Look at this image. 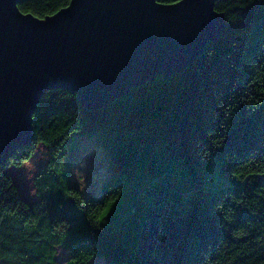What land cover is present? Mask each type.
Segmentation results:
<instances>
[{
  "label": "trees",
  "instance_id": "trees-1",
  "mask_svg": "<svg viewBox=\"0 0 264 264\" xmlns=\"http://www.w3.org/2000/svg\"><path fill=\"white\" fill-rule=\"evenodd\" d=\"M69 2L18 6L45 18ZM215 9L221 36L184 70L98 109L67 88L41 97L32 142L0 166V262L57 264L63 246L66 264H264V0H216ZM96 119L111 162L99 192L84 194L57 159ZM40 143L48 161L28 200L9 167Z\"/></svg>",
  "mask_w": 264,
  "mask_h": 264
},
{
  "label": "water",
  "instance_id": "water-1",
  "mask_svg": "<svg viewBox=\"0 0 264 264\" xmlns=\"http://www.w3.org/2000/svg\"><path fill=\"white\" fill-rule=\"evenodd\" d=\"M0 0V166L33 138V113L67 88L88 109L191 66L225 28L216 0H70L45 18ZM24 13H28L25 15Z\"/></svg>",
  "mask_w": 264,
  "mask_h": 264
},
{
  "label": "rangeland",
  "instance_id": "rangeland-1",
  "mask_svg": "<svg viewBox=\"0 0 264 264\" xmlns=\"http://www.w3.org/2000/svg\"><path fill=\"white\" fill-rule=\"evenodd\" d=\"M47 147L40 143L33 155L21 165H10L9 170L20 194L35 200V177L47 163ZM111 162V144L109 135L103 128L101 119L94 120L84 129L70 135L58 156L57 166L67 171L70 181L84 194L99 192L103 176L108 172ZM70 255L66 247L58 246L57 264H66ZM102 257H94L87 264H103ZM1 264H23L18 257H11Z\"/></svg>",
  "mask_w": 264,
  "mask_h": 264
},
{
  "label": "snow or ice",
  "instance_id": "snow-or-ice-1",
  "mask_svg": "<svg viewBox=\"0 0 264 264\" xmlns=\"http://www.w3.org/2000/svg\"><path fill=\"white\" fill-rule=\"evenodd\" d=\"M25 15H27L28 13H24Z\"/></svg>",
  "mask_w": 264,
  "mask_h": 264
}]
</instances>
